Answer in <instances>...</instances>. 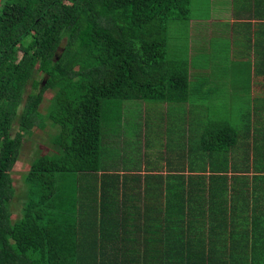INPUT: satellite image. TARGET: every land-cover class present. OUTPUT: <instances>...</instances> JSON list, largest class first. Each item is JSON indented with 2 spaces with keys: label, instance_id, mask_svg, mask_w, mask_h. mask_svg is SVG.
<instances>
[{
  "label": "trees",
  "instance_id": "16d2710c",
  "mask_svg": "<svg viewBox=\"0 0 264 264\" xmlns=\"http://www.w3.org/2000/svg\"><path fill=\"white\" fill-rule=\"evenodd\" d=\"M191 17L192 0L2 1L0 264H249L221 257L230 237H253L254 230L246 226L235 234L249 195L238 194L231 202L229 189L227 195L214 182L218 177L207 191L201 180L186 190V182L177 176L169 181L165 196L146 197V209L155 205L153 237L162 231L168 241L166 259H120L124 254L118 258L111 252L135 244L120 242L126 238L113 236L112 229L122 227L129 213L140 214V207L128 199L142 191L140 180L122 183L116 175L107 182L99 176L105 108L116 110L123 101L187 100L191 62L188 57L169 58L168 31L171 21ZM49 90L54 96L44 115L40 108ZM257 112L264 117V107ZM48 120L58 131L52 141L55 152L32 159L18 197L13 173L24 139ZM207 126L213 129L202 128L199 142L191 143L188 152L210 154L218 162L213 171L227 172L228 152L238 150L241 137L246 141L251 133L239 135L229 122ZM253 134L261 137L260 150L257 144L254 150L264 171V122ZM247 157L249 162V152ZM152 183L162 193L163 183L150 175L145 192L153 195ZM258 186L264 188V179ZM259 212L253 222L264 221V207ZM245 221L252 223L250 218ZM194 244L200 246L197 252L185 251Z\"/></svg>",
  "mask_w": 264,
  "mask_h": 264
},
{
  "label": "rangeland",
  "instance_id": "374dc122",
  "mask_svg": "<svg viewBox=\"0 0 264 264\" xmlns=\"http://www.w3.org/2000/svg\"><path fill=\"white\" fill-rule=\"evenodd\" d=\"M225 0H192L193 13L195 19L194 26H199L198 37L194 39L195 50H202L204 53L214 47L224 48L227 43V38L223 35L227 24L225 22H215L211 25V13L215 12L214 7L218 9L220 4H224ZM206 4V5H205ZM223 8H225L223 6ZM220 16L221 14H215ZM208 17L207 20L199 22L198 18ZM216 16H214L215 20ZM197 21V22H196ZM189 22L171 21L169 25V58L172 60L186 59L189 56L191 61L190 67V92L192 97H188L185 102H167V101H123L118 102L116 110L108 111L109 107L105 108V120L103 123L102 132V165L104 161L111 163L115 169H121L128 164V167L134 169H143L146 166L156 167L158 170L165 169V164L168 167L177 165L176 156L184 147L183 137L188 140H195L201 135V129L207 126L208 122H220L222 125H233V129L239 134H247L250 131L251 137L255 129L261 126L264 117L255 116V106L264 104V92L258 86L262 83L257 79H250V76H245L244 79H234L240 84L239 88H235L237 95L241 90V94L237 97L236 102L228 107V98L232 96L228 93V81L233 80L228 74L224 75L225 69L223 62L216 69L215 75H210L211 79H199L200 73L204 67L199 62V58H193L194 54L188 48V43L184 40L177 39L181 36H186V27ZM207 28L216 29L215 34L212 30L207 31ZM221 32H220V31ZM192 34L190 32V36ZM180 40V41H177ZM180 45V46H179ZM192 54V55H191ZM204 73V72H203ZM205 74V73H204ZM42 79L39 77L38 80ZM31 92V87L28 89ZM242 95V99L240 96ZM54 93L49 90L44 95V100L41 104L42 114H46L48 107L51 105V99ZM197 107L199 109H197ZM260 121V122H259ZM52 125V126H51ZM44 127V128H43ZM43 127H36L24 139V148L20 161H18L13 173L14 186L17 196L23 194V179L24 174L29 169V164L32 159H36L41 155L52 154V141L55 135L58 134L57 128L48 120L44 122ZM211 128V127H210ZM196 129L199 133H196ZM213 129V128H211ZM18 130V125L14 126V131ZM59 130V129H58ZM249 130V131H248ZM146 134L151 139V145L154 147L151 153L148 150V157L142 163L139 144H141V136ZM243 139V137H241ZM199 142V140L197 141ZM166 146V148H165ZM186 146H188L186 142ZM185 146V147H186ZM168 148V150H167ZM189 149V148H187ZM153 152V153H152ZM157 152V153H155ZM162 152V153H161ZM181 155L178 157L180 158ZM196 154L189 153L187 159L184 156L185 163L193 168V162ZM150 160V161H149ZM182 161V159H180ZM155 162V163H153ZM150 163V165H149ZM160 163V164H159ZM164 163V164H163ZM127 167V168H128ZM16 204H18L16 200ZM20 207L18 208V210ZM20 213V212H18ZM18 213L16 215H18ZM254 232H257L258 227H252ZM264 229V228H262ZM262 235V230L260 232ZM242 237V236H240ZM238 237V242L229 241L230 250L241 252V248L246 246V251L250 252L249 256H256L262 264H264V251L258 253V247L254 251V243L244 244L243 238ZM257 237V236H256ZM254 240V238H253ZM255 241V240H254ZM264 250V249H263ZM243 253V252H242ZM247 253V252H246ZM245 254V252L243 253ZM260 257V258H259ZM259 264V263H258Z\"/></svg>",
  "mask_w": 264,
  "mask_h": 264
},
{
  "label": "crops",
  "instance_id": "0c3cea01",
  "mask_svg": "<svg viewBox=\"0 0 264 264\" xmlns=\"http://www.w3.org/2000/svg\"><path fill=\"white\" fill-rule=\"evenodd\" d=\"M225 1L226 2H224V4H220L218 9L214 7L215 12L211 13V20L213 24H210V26L215 25L214 21L225 22L227 24L226 30L223 34L227 38V43L226 45H224V48L217 46L206 50L204 53H202L201 49H198L197 51L192 50L196 48L193 42L194 39L198 37V33L200 35L202 34L199 31V26H194V13L193 17H191V19L188 21L189 26L186 27V32L188 34L186 36L178 37L177 39L184 40L189 44L188 48H192L191 53L194 54L193 58H199V62L204 67V69L200 73H198L199 79H211L210 75L212 74L217 76V74L214 73L216 72V69L220 67L221 62H223V67L225 69L224 75L228 74V78L230 77L231 79H233L228 81V93L232 94V96L228 98L230 101H232V104H230L228 101V107H230L233 105V103L236 102V99L237 97H239V94H241V91L244 90H241L237 95H235L237 89H234V87L239 88L242 86H240V83L234 79H244L246 75L250 76V79H257L262 82L258 83V86L264 92V0ZM223 6L225 8H223ZM192 8H194V6H192ZM215 14L221 15L217 16ZM214 16H216L215 20ZM207 19L208 17L206 18V16L200 17L198 18V21L203 22ZM210 30H212L215 34L216 29L207 28V31ZM190 32L192 34H195V36H190ZM189 97H192V95L190 94ZM240 99H242V95L240 96ZM259 106L264 107V104L260 103L255 106V116L261 115L257 112V107ZM197 109L199 108L197 107ZM209 122H211V120ZM260 139V136L253 134V136H250V138L246 141H244L243 139L241 140L240 143L242 144L238 146V150L229 151L227 172H223L221 170L213 171L215 170L213 165L218 166V162L217 159L210 154H196V158L193 162V168L189 166V163L186 164L184 156L187 159L189 153V150L187 148H189V145H191V143L197 142L196 138L195 140H188L186 139V137H183V139L181 140L184 143V147L182 148V150H186L185 154L181 155L180 158L175 155L177 160V165H175V167L173 165L171 167H168V164H165V169H162L160 171L156 167H152L149 163L150 166H146L143 169H134L131 168V166L128 167V164H126V166H123L121 169H115L111 166L112 164L110 162L107 163V161H104L102 165L103 169L99 172V176L101 177L103 175V178L106 176L104 179L105 181L108 182L116 175L119 176L122 183L126 179L128 183H133L136 180H140L139 186L142 191L141 196L136 197L137 194H135L134 196L129 195V197L132 198L130 200L128 199V202L130 204L138 205V208L140 207V214L134 216L133 214L129 213V215L125 217L122 227L114 226L112 229L114 231L113 236H123L126 238L125 240H121L120 242H124L126 244H135L133 246L124 247L123 249L115 248L111 251L112 254H115L116 256H118V253L124 254V257L122 258L118 256V258L120 259L138 260V258H140L144 260L151 258H167L166 255L169 251L168 241H166L167 239H164V234L162 231L158 233L159 237H153V225L150 224V221H153L151 218L153 207L155 205L152 202L151 204H149L150 206L147 209L145 205L147 202V196H158V194L161 195L163 193L165 196L169 181L174 180L177 176L181 178L180 180H184L186 182L184 183L186 190H189L190 188L195 189L196 186L194 183H198L201 180L204 186L207 188V191H210L209 188L213 187L212 180L218 177V179H215L214 182L222 184L227 191V195L229 189V198L231 202L233 198L238 194H248L250 204L246 211L247 214L243 213V217H239V222L237 224L238 226L236 228L238 231H236L235 234H238L240 228L244 229L246 226H250L251 228L254 226L258 227V230L256 232L257 237L255 236V232L250 233V236L253 237H246L243 234L245 236L243 238V243H254V251H256L258 247L260 248V250H257L258 253L264 251V229H262L264 228V221L254 219L253 222L256 210L259 214L260 208L264 207V188L260 189V186H258L260 180L262 181L264 179V171L262 170V165L260 164L259 166V163L256 160L254 150L255 144H257V147L260 150ZM186 142L188 146H186ZM150 143L151 139L149 141V137L146 136V134H142L141 144H139L142 163L145 161L146 157H148V150L151 153V151H153L154 149V147H152ZM261 151L264 152V149H262ZM247 152H249V162L247 160ZM180 159H182V161H180ZM149 175L156 177L163 183L162 193L160 189L157 190L158 185H154L153 183L151 184L152 187L150 189L151 191L154 187L153 195H150V192L149 195L147 194V192H145L146 177ZM176 181L179 182L177 179ZM261 185H263V183H261ZM96 194L98 197H101V189L98 190ZM248 218H250L252 223L250 222L249 224L247 221H245L248 220ZM261 230L262 235L260 234ZM228 233H230V230L228 231ZM239 235L240 234L236 235L235 237H239ZM229 236L230 234L228 235V237ZM231 238L232 237H230L227 242H229ZM253 238L255 241L253 240ZM236 240L237 238L235 239L234 243L238 242ZM171 243L174 244L176 242H174L173 240ZM226 244L227 247H223L225 251L220 252L223 260L234 258L249 260V264H262L258 257L251 255L249 256L250 252H252L251 248L250 252H248L245 250L246 246H243L241 248V252H235L233 251V249L230 250L228 243ZM218 246L220 247L219 243ZM211 247L212 243L209 240L206 241L205 249L207 252H209ZM199 248L200 246L198 244H194L192 247H190V249L189 247H187L185 251L194 253L197 252ZM242 252H245V254H243Z\"/></svg>",
  "mask_w": 264,
  "mask_h": 264
},
{
  "label": "water",
  "instance_id": "95a60500",
  "mask_svg": "<svg viewBox=\"0 0 264 264\" xmlns=\"http://www.w3.org/2000/svg\"><path fill=\"white\" fill-rule=\"evenodd\" d=\"M2 1H3V0H0V6H1ZM44 85H45V81H44Z\"/></svg>",
  "mask_w": 264,
  "mask_h": 264
}]
</instances>
